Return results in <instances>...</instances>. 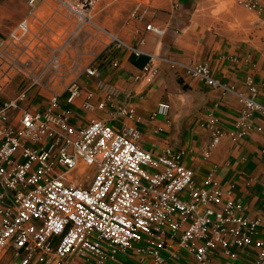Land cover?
<instances>
[{"label": "built area", "instance_id": "obj_1", "mask_svg": "<svg viewBox=\"0 0 264 264\" xmlns=\"http://www.w3.org/2000/svg\"><path fill=\"white\" fill-rule=\"evenodd\" d=\"M36 1L28 0L32 6ZM87 1L77 0L71 11L87 18ZM238 2L264 11V0ZM149 7V0H135L130 17L143 22ZM145 30L163 35L151 23ZM106 34V49L126 46ZM143 42L141 37L138 43ZM156 58L147 60L143 76L135 81L152 79ZM188 72L207 86L235 94L240 109L228 137L234 143L244 138L249 118L264 112L258 88L250 81L249 94L236 91L204 62L189 66ZM81 77L93 80L94 90H83ZM12 84L16 95L3 99ZM32 91L31 104L24 105ZM62 95L68 108L60 104ZM79 98L83 111H107L120 125L102 119L74 125L69 107ZM119 99L120 89L103 79L97 66L82 65L60 48L45 50L28 16L0 38V256L11 250L19 264H73L77 259L105 264L133 252L150 258L151 264H165L163 253L168 251L175 260L183 252L194 264H210L217 252L235 259V248H252L253 264H264V238L258 237L264 219L249 218L244 204L230 193L223 199L210 178L197 185L185 150H144L142 133L134 126L135 109L126 95V104L115 106ZM35 101L36 106L43 103L40 108H31ZM168 112L169 104L160 102L150 117ZM207 117L211 135L205 157L224 136L213 112Z\"/></svg>", "mask_w": 264, "mask_h": 264}, {"label": "crops", "instance_id": "obj_2", "mask_svg": "<svg viewBox=\"0 0 264 264\" xmlns=\"http://www.w3.org/2000/svg\"><path fill=\"white\" fill-rule=\"evenodd\" d=\"M76 1L37 0L32 6L28 0H0V38L28 16L32 32L41 36L45 50L60 48L79 58L82 65L97 66L101 77L121 91V99L115 106H124L125 95L128 97L126 100L138 118L134 126L142 133L144 150L152 154L165 147L185 150V162L193 170L197 185L210 178V186L217 188L223 199L230 193L244 204L249 218L264 219V112H254L248 120V134L232 142L228 133L240 109L235 94L207 86L188 72L189 66L207 63L216 78L245 94H249L251 81L258 88L257 101L264 107V37L236 40L213 32L204 24L202 0H149L143 22L130 17L135 0H90V8L85 12L87 18L71 11ZM252 11L264 16V11ZM148 23L161 28L163 35L147 32ZM102 30L114 34L126 46L106 49L110 39ZM141 37L144 42L140 45ZM127 46L138 49L141 56L133 54ZM151 56L157 57L156 74L150 81L144 78L135 81V76H143V64ZM79 83L83 90H94L91 79L81 77ZM16 92L17 85H10L3 99L13 98ZM30 93L24 105L31 104L34 91ZM81 99L69 107L74 125L84 126L91 119L120 125L107 111H83L79 107ZM59 101L68 108L65 95ZM160 102L169 104L168 116L152 119L150 114ZM40 104L43 103L37 102L39 108ZM34 105L31 108H38ZM208 112H213L224 136L205 157L203 150L211 135L207 128ZM258 237L264 238V226ZM141 245L145 246V242ZM168 249L172 247L168 245ZM235 252V259H228L221 252L212 254L210 264H253L256 258L252 248H235ZM163 255L165 264H194L183 252L176 260L168 256V251ZM143 258L133 252L120 253L105 264H151L150 258ZM0 264L19 263L8 250L0 256ZM73 264L95 263L77 259Z\"/></svg>", "mask_w": 264, "mask_h": 264}, {"label": "rangeland", "instance_id": "obj_3", "mask_svg": "<svg viewBox=\"0 0 264 264\" xmlns=\"http://www.w3.org/2000/svg\"><path fill=\"white\" fill-rule=\"evenodd\" d=\"M90 5L88 0L85 6L89 9ZM200 7L204 24L213 32L223 33L236 40L264 37V16L247 9L238 0H202ZM80 180L86 182L85 179Z\"/></svg>", "mask_w": 264, "mask_h": 264}, {"label": "trees", "instance_id": "obj_4", "mask_svg": "<svg viewBox=\"0 0 264 264\" xmlns=\"http://www.w3.org/2000/svg\"><path fill=\"white\" fill-rule=\"evenodd\" d=\"M141 55H139V57H140ZM136 64H137V62H136ZM143 66H144V64H143Z\"/></svg>", "mask_w": 264, "mask_h": 264}]
</instances>
